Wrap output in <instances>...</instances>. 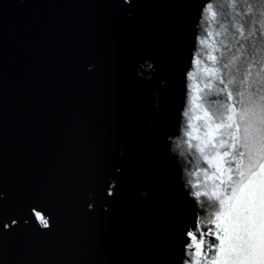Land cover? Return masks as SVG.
<instances>
[{"label":"water","instance_id":"obj_1","mask_svg":"<svg viewBox=\"0 0 264 264\" xmlns=\"http://www.w3.org/2000/svg\"><path fill=\"white\" fill-rule=\"evenodd\" d=\"M259 13L264 0H0V264H182L187 182L207 168L186 135L203 123L195 59L239 57L223 71L246 75L264 42L233 25L258 34Z\"/></svg>","mask_w":264,"mask_h":264},{"label":"snow or ice","instance_id":"obj_2","mask_svg":"<svg viewBox=\"0 0 264 264\" xmlns=\"http://www.w3.org/2000/svg\"><path fill=\"white\" fill-rule=\"evenodd\" d=\"M204 7L216 19L212 5L207 3ZM254 7L248 5L249 10ZM233 27L239 38L248 41L258 53L264 31L257 34L249 29L245 35L243 25ZM251 37L256 39L250 40ZM207 43L200 41L201 46ZM239 47L245 45L241 43ZM237 59L234 56L232 61L221 64L209 52L211 65L204 68H200V59H195L207 83L199 90L202 95L193 96L190 103L202 111L197 119L203 123L195 129L200 136H193L191 131L186 135L189 141H197L189 142L188 147L199 153L207 168L197 170L195 183L187 182L188 193L199 201V207L194 209L190 226L183 233L182 264H264V78L251 83L248 80L253 65H259L258 75L264 73V62L253 58L244 66L246 75L237 79L223 71ZM189 78L190 72L185 74L186 82ZM214 82L220 86L215 91ZM185 88L187 108V83ZM212 95L217 98L210 99ZM189 110L182 115L187 116ZM34 211L47 227L39 211Z\"/></svg>","mask_w":264,"mask_h":264}]
</instances>
